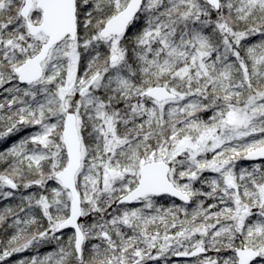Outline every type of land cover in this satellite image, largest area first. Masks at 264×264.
Segmentation results:
<instances>
[{"label":"snow or ice","instance_id":"6c2138e0","mask_svg":"<svg viewBox=\"0 0 264 264\" xmlns=\"http://www.w3.org/2000/svg\"><path fill=\"white\" fill-rule=\"evenodd\" d=\"M0 144V264H264V0H0Z\"/></svg>","mask_w":264,"mask_h":264},{"label":"trees","instance_id":"16d2710c","mask_svg":"<svg viewBox=\"0 0 264 264\" xmlns=\"http://www.w3.org/2000/svg\"><path fill=\"white\" fill-rule=\"evenodd\" d=\"M26 133V132H25ZM25 133H21V135H24ZM18 137H13L12 139L13 140H15V139H17ZM4 147V145L3 144H0V149H2ZM241 164H247V163H249V162H246V161H241L240 162ZM205 175L206 176H208V175H211V174H209V173H205ZM8 202H5V201H3V200H0V209H2L4 206H6V204H7ZM15 205V202H12V206H14ZM54 247V246H53ZM53 247H51V248H49V249H47V250H45V251H43V250H41L40 251V254H46V253H48L49 251H51L52 250V248ZM33 253H31V252H28V253H25L24 255H20V258H24V257H27V256H29V255H32ZM14 260L16 259L15 257L13 258ZM173 263V260H171V264ZM180 264H185V262H181Z\"/></svg>","mask_w":264,"mask_h":264},{"label":"rangeland","instance_id":"374dc122","mask_svg":"<svg viewBox=\"0 0 264 264\" xmlns=\"http://www.w3.org/2000/svg\"><path fill=\"white\" fill-rule=\"evenodd\" d=\"M25 134H27V133H25ZM25 134H24V135H25ZM51 247H53V246H45V247H42V248L40 249V251H41V250L49 249V248H51ZM20 255H22V254H20ZM172 259H173V258H172ZM172 259H171V260H172ZM172 264H180V263H177V262L173 261Z\"/></svg>","mask_w":264,"mask_h":264},{"label":"flooded vegetation","instance_id":"af4514ba","mask_svg":"<svg viewBox=\"0 0 264 264\" xmlns=\"http://www.w3.org/2000/svg\"><path fill=\"white\" fill-rule=\"evenodd\" d=\"M66 231H70V230H66ZM47 250V249H46ZM43 251H45V250H43ZM28 253V252H27ZM25 253H23L22 255H24ZM173 261H175V262H177V263H181L182 261H177V260H174V259H172Z\"/></svg>","mask_w":264,"mask_h":264},{"label":"water","instance_id":"95a60500","mask_svg":"<svg viewBox=\"0 0 264 264\" xmlns=\"http://www.w3.org/2000/svg\"><path fill=\"white\" fill-rule=\"evenodd\" d=\"M177 260H186V258H176Z\"/></svg>","mask_w":264,"mask_h":264}]
</instances>
